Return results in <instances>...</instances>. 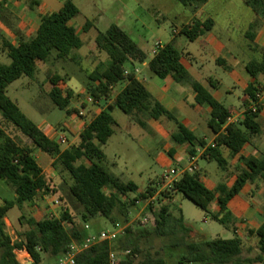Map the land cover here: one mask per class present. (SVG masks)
I'll return each mask as SVG.
<instances>
[{"label":"trees","instance_id":"16d2710c","mask_svg":"<svg viewBox=\"0 0 264 264\" xmlns=\"http://www.w3.org/2000/svg\"><path fill=\"white\" fill-rule=\"evenodd\" d=\"M176 1L194 10L206 3V0ZM246 2L258 14L264 15V0ZM79 14L80 10L73 0H66L61 10L41 18L35 35L29 38L21 35L18 46L3 43V51L11 63H0V114L5 123L13 125L31 141V146L19 144L5 129L0 128V180L12 186L17 196L16 200H5L0 206V264H20L17 253L24 251L30 255L33 264H41L43 256L50 257L55 263L70 252L73 244H81L90 233L85 229L86 225L75 220L69 207H64L58 218L42 214L29 219L30 229L21 233L16 242L7 233L5 219L11 209L16 206L21 209L24 204H35L39 196L57 193L37 160L36 151L51 156L54 167L60 165L69 173L73 180L69 187V198L82 208L80 217L84 223L96 217H105L115 226L129 222V215L138 199H147L157 192V187L149 186L142 191L134 182L124 183L104 167L106 154L103 148L114 135L117 125L112 115L115 108L135 118L145 115L154 120L166 118L173 121L177 126L171 136L173 143L185 147L193 158L197 156L198 148H206L207 141L180 123L173 112L153 97L137 77L134 68H129L134 63L143 64L148 60V68L153 76L161 79L171 77L178 84L190 86L196 94V103L210 108L209 128L215 136V147L208 146L202 158L216 161L226 171L229 161L224 157V150H228L232 159L238 157L240 172L232 186L220 183L215 189L208 188L198 172L185 173L170 191L162 193L161 207H150L155 218L151 229L133 231L129 227L116 241L102 242L77 254L75 264H111L112 254L116 255V264H168L167 256L171 250L183 254L178 264H264V221L257 230L248 231L259 240V254L250 259L244 256L243 240L238 236L191 240L194 230L186 225L182 214H174L172 203L173 195L181 194L211 214L219 224L227 229H237L228 204L247 184L264 180V156L242 155L245 146L262 131L259 121L262 108L258 104V89L253 84L246 93L256 104V111H247L241 122L227 124L231 110L219 102L208 88L194 80L182 63V53L173 43L165 44L150 58L128 34L113 24L106 32H99L95 40L97 49L105 52L109 61L101 62L88 75L84 92L97 101L110 100L115 96V102L91 120L77 144L62 150L8 96L12 83L24 76L33 78L38 71V63H47L54 53L57 59L64 62H77L73 52L81 49L83 42L70 22ZM92 26L91 22H87L84 31L88 32ZM213 26L211 19L204 22L196 20L183 27L180 33L188 40L195 41L204 32L211 31ZM245 67L254 78L264 75V59L249 61ZM48 79L52 85L50 96L53 103L69 115L76 112L69 108L76 93L69 87L62 88L63 85L67 86L66 78L49 71ZM210 86L219 89V83L213 80H210ZM136 122L146 127L141 119L137 118ZM170 154L173 156V152ZM213 203L219 207L217 213L211 212ZM156 240L166 242L163 248L166 254L151 251ZM140 243L150 248L144 250Z\"/></svg>","mask_w":264,"mask_h":264},{"label":"rangeland","instance_id":"374dc122","mask_svg":"<svg viewBox=\"0 0 264 264\" xmlns=\"http://www.w3.org/2000/svg\"><path fill=\"white\" fill-rule=\"evenodd\" d=\"M77 2L80 5L82 4L81 0ZM105 2L107 1H102V6L106 5ZM159 2L160 5L158 6H149L145 3V0L142 1L141 8H135L137 21L134 23H118L120 28L128 34L140 48L147 52L149 56H152L156 38H161L165 41V36L171 35L172 33V25L175 24L181 27V22L184 20L183 18L191 16L193 12V8L185 7L176 0H160ZM219 4L220 0H217L211 7H216ZM106 9L110 15H108V19L97 24L87 36H83V47L73 52V54L77 56L76 63L69 61L64 62L53 56L47 63H39V69L33 78L27 76L21 77L8 88V96L18 104L29 119L38 126H44L47 134H50L51 127L64 131L65 125L69 124L73 119L67 111L61 110L53 103L50 96L52 85L48 79V72H55L66 78L67 86L63 85L62 88L66 89L69 87L76 93L72 100V105L69 107L70 110L75 108L74 104L79 99L77 94L80 93L79 96L81 97L84 95L88 74L92 71L91 69H93L94 64L96 62L109 61L105 52L97 50L95 46L92 47L98 33L106 32L111 27L112 20L115 18V15H113L114 8L107 6ZM82 19L83 18H80L79 21L81 22ZM215 19L219 27L224 22L221 15L215 17ZM184 46L190 50L200 48L198 42H193L188 39L184 40ZM180 50L183 51L182 47ZM0 63L4 65H9L11 63V59L3 52L1 44ZM136 66L142 71L143 75H152L143 65L137 63ZM129 68L133 67L129 66ZM205 74L215 80L223 82V87L214 93L219 100L229 108L231 106H239L238 98H242L243 92L240 89H235L234 95L227 93L228 88H230L231 79L229 78V74L227 72L225 73L223 67L211 62L207 65ZM109 103V101L104 102L103 105H101L102 107L84 106L86 108L87 117L93 118L96 112H100L104 107L106 108ZM112 115L118 124L114 127V135L103 148L106 154L104 167L117 176L122 182H134L140 187H145L150 180L154 179L153 182L156 184V182H160L161 177L166 175L170 170L180 168L181 164H189L186 155H181L178 159H174L169 153L171 148L175 151V148L177 149L179 147L175 145L171 139V135L176 132L175 130L177 128L173 121L167 120L168 123L161 121L158 124V128H160L164 134H160L157 128L155 129V120L145 115H139L137 117L146 123L145 128L136 122L137 118L125 114L118 108L112 111ZM259 120L262 126H264V119L260 118ZM0 128L5 129L19 144L31 146V141L25 138L13 125L5 123L1 114ZM154 129L157 131L158 135H156ZM204 129H207V127H200V129L196 131V134L202 136ZM67 136L69 138L70 134L67 133ZM259 139V136L254 138L255 141ZM61 148L65 149L66 147L63 146ZM38 153L39 152L36 151V156ZM226 158L230 163L226 171L223 170L216 161H208L202 158L197 160L196 167L198 171L196 172H198L201 180L208 188L214 189L220 183L232 184L235 177L240 172L239 161H234L228 154ZM51 159L49 155L43 154L38 160L39 163L43 165L44 161H51ZM45 168L48 169L46 175L57 193L47 197L39 196L35 205L37 204L40 210H46V207L51 208L54 200H58L60 206L54 207V212L58 216H60L64 207H69L75 220L83 226L89 225L90 232L99 233L101 231L114 230V225L111 220L105 217H96L84 223L80 217L82 208L69 198V187L73 183L69 173L63 170L60 165L54 167L51 162L48 166H45ZM156 187H158V184ZM15 197L16 193L14 188L12 186H6L4 182L0 180V205H2L5 200H14ZM172 201L174 214L176 216L182 214L186 225L194 230V233L191 235V240L199 241L210 237H221L225 239L233 237V232L231 230H227L223 225L216 222L211 214L198 208L191 200L185 198L183 195L174 194ZM35 205L24 206L21 209L16 206L9 211L8 216L11 218L9 221L14 222L17 227H8L6 225V231L15 242L21 233L30 229L28 220L36 216H41L40 211H37ZM214 206L215 205L212 204V207ZM212 211L213 208H211V212ZM20 214L19 222H17V217ZM136 216L137 211L134 207L131 210V215H129V220L135 219ZM153 226L152 222L145 228L140 227L137 222L131 225L133 231L151 229ZM66 228L69 229V226L66 225ZM248 229V226L244 229L242 238L243 254L245 257L254 259L259 254V240L256 236H251L248 233ZM140 244L144 250L150 248L144 243ZM165 244L166 242L164 240H156L152 244L151 251L154 252L158 250L164 255L166 254L163 250ZM182 255L183 254L178 251L171 250L167 256V263L178 264V260ZM17 260L20 264H26L28 262L33 263L28 253H26V255L17 254ZM41 264H54V260L50 257L43 256Z\"/></svg>","mask_w":264,"mask_h":264},{"label":"crops","instance_id":"0c3cea01","mask_svg":"<svg viewBox=\"0 0 264 264\" xmlns=\"http://www.w3.org/2000/svg\"><path fill=\"white\" fill-rule=\"evenodd\" d=\"M77 1L78 0H73L74 4L79 8L80 14L74 18L70 24L77 29V32L83 42V36H87L88 33L97 26V24L108 19L110 15L107 12V6L114 8L113 15H115V18L112 20V25L115 24L119 26L118 23H134L137 21L135 8H141L142 1L144 0H106L107 2H105L106 5L104 6H102L103 0H81V5L78 4ZM159 1L160 0H145V3L149 6H158L160 5ZM216 1L217 0H206V3L199 9H193L191 16L183 18L184 20L181 22V27L173 24L171 35H166L165 41L161 38H156L155 45L158 41H160L163 46L168 43H173L174 46L182 53V63L194 80L208 88L214 97L221 103L223 102L219 100L214 93L223 87V82L207 76L205 74V69L211 62L223 67L225 73L227 72L229 74V78L231 79L230 88H228L227 93L234 95L235 89H240L243 92L242 98H238L239 106H231L229 108L223 103L231 110L232 118L236 123H238L245 118L247 111L256 109V104L253 103L250 96L246 93L248 87L253 84L257 89L264 88V75L260 74L254 78L246 71L245 67L246 63L249 61H259L264 59V15L258 14L254 8L247 4V0H220L219 5L211 7V5ZM65 2L66 0H0V44L2 50L4 42H8L13 46H18L21 35L26 38L35 35L40 27L41 18L47 14L61 10ZM219 15L222 16L224 21L220 27L215 19V17H218ZM80 18H83L81 22L79 21ZM208 19H211L214 22L212 30L204 32L197 40L193 41L198 42L200 48L190 50L184 46V40L187 38L180 33L182 28L193 24L196 20L204 22ZM87 22H91L93 26L88 32H85L84 27ZM96 38L94 39V45H92V47L95 46L97 49L95 44ZM181 47L183 51L180 50ZM53 56L56 58V53H54ZM152 56L149 57L151 58ZM100 63L101 62H96L91 70L93 71ZM136 64L137 63H134V65H130V67L139 71L138 74H136L137 77L143 82L145 87L150 91L156 100H158L167 110L175 114L180 123L193 131L195 134L200 127H207V129L203 130L202 136H199L207 141V148L215 139L213 132L209 128V121L211 119L210 108L207 106H200L196 103V94L190 86L178 84L171 77L161 79L148 74L143 75L142 71L136 66ZM148 64L149 60L141 65L146 67L149 71ZM210 80L218 82L219 89L216 90L212 88L210 86ZM107 101L110 103L106 106V108L114 105L115 96L110 100H102L100 106ZM72 102L73 101H71V105ZM258 104L262 108L259 119H264V99H262ZM106 108L104 107L103 110ZM100 112H96L95 115H98ZM167 120L168 119L166 118L155 120V129L157 128L160 134L164 133L160 130V128H158V124L161 121L167 122ZM71 123H75V121L72 122L71 120ZM39 127L46 133V135H48L44 126ZM261 127L262 131L259 135H257L260 139L255 141L254 138L256 136L253 137L251 142L245 146L242 155L253 156L256 158L264 156V126L261 124ZM156 135H158L157 131ZM69 140L71 142V146L75 145L80 141V136L71 133ZM206 148L197 149V156L194 158L195 163L199 158L201 159L203 157ZM172 152L174 159H178L181 155H186L187 160L190 163L193 158L188 154L185 147L179 146L177 149L175 148V151L171 148L169 153ZM227 154L229 155V151L224 150L225 158L227 157ZM42 155L43 154L39 152L36 156L37 160ZM205 160H208V158H205ZM233 160L238 161V157ZM53 161L54 159L52 158L51 161L46 160L43 165L40 164L45 173L48 172V169H46L45 166H48L50 162L53 164ZM188 165L189 164H181L180 168ZM153 181L154 179L150 180L145 187L138 186L142 191L149 186L156 187L158 181L156 184ZM234 181L232 184L227 185L232 186ZM4 184L6 186H10L5 182ZM16 198L17 196L14 200H16ZM27 204L35 205L30 203ZM27 204H24V206H28ZM213 204L215 206L211 207L213 208L212 213H217L219 211V207L216 203ZM35 206L37 211H40L41 215L54 211L53 206H51V208L46 207V210H40V207L37 204ZM228 210L232 213L237 225L236 230L229 229L233 232V237L238 236L242 239L244 229L247 228V226L249 227L248 231L257 230L264 221V180H257L255 183L247 184L240 194L230 201L228 204ZM8 214L5 219L6 225L8 227H17L14 222L9 221L11 218ZM20 216L21 214L17 217V222H19ZM210 238L215 239L213 237ZM18 239L19 237L17 238V241ZM13 242L15 241L13 240ZM26 253L27 252L24 251L18 252L17 254L24 255Z\"/></svg>","mask_w":264,"mask_h":264},{"label":"built area","instance_id":"2783aa9c","mask_svg":"<svg viewBox=\"0 0 264 264\" xmlns=\"http://www.w3.org/2000/svg\"><path fill=\"white\" fill-rule=\"evenodd\" d=\"M163 47L162 43L158 41L155 45V48L153 50V55H156L158 51ZM138 70H135V73L138 74ZM125 74H128V71L125 72ZM79 99L75 102V109L76 112H73L70 116L73 118L72 122L75 121V123L69 122V124L65 125V129L63 130H57L55 128H50V134H48L49 138L56 141L61 147L65 146L66 148H69L71 146V142L67 136V133L69 134H75L77 136H80L83 130L86 128V126L91 122L93 118H88L86 115V108L84 106H100L101 101L95 100L90 94L84 93V95L79 96ZM257 98L259 102L264 99V88L258 89ZM253 111H256L253 110ZM236 123L232 116L228 119L227 124ZM210 147H215L214 141L209 144ZM206 150V149H205ZM197 171L195 159L192 158L189 165L183 168H175L167 172L166 175L161 177V181L158 184L157 192L152 197H149L147 199H138L135 204V209L137 211V216L135 219L129 220L126 224H120L117 223L114 226V230H106L99 233H89L88 236L85 238V240L81 244H73L70 252H68L65 256L58 259L54 264H75V257L80 252L87 250L99 243L102 242H113L116 241L120 236L124 235L127 228L131 227V225L134 222H137L140 227L145 228L147 227L150 222L154 225L155 218L153 213L151 212L150 207H161V195L162 193L166 191H170L174 185L175 182L179 180V178L184 175L185 173H195ZM53 207H59L60 202L58 200H54L52 203ZM50 218H58L59 216L54 212L51 211L48 213ZM131 215V213H130ZM66 226L67 224L64 223ZM68 226V225H67ZM85 229L87 231L90 230L89 225L85 226ZM117 258L116 255H111V264H116Z\"/></svg>","mask_w":264,"mask_h":264},{"label":"water","instance_id":"95a60500","mask_svg":"<svg viewBox=\"0 0 264 264\" xmlns=\"http://www.w3.org/2000/svg\"><path fill=\"white\" fill-rule=\"evenodd\" d=\"M26 264H33L32 262H28V263H26Z\"/></svg>","mask_w":264,"mask_h":264}]
</instances>
